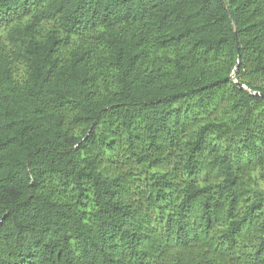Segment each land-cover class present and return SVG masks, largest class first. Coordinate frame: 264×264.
Wrapping results in <instances>:
<instances>
[{"label":"trees","instance_id":"16d2710c","mask_svg":"<svg viewBox=\"0 0 264 264\" xmlns=\"http://www.w3.org/2000/svg\"><path fill=\"white\" fill-rule=\"evenodd\" d=\"M0 264H264V0H0Z\"/></svg>","mask_w":264,"mask_h":264},{"label":"water","instance_id":"95a60500","mask_svg":"<svg viewBox=\"0 0 264 264\" xmlns=\"http://www.w3.org/2000/svg\"><path fill=\"white\" fill-rule=\"evenodd\" d=\"M238 85H239V86H241V87H243V85H242V84H239V83H238ZM256 94H258V93H256Z\"/></svg>","mask_w":264,"mask_h":264}]
</instances>
